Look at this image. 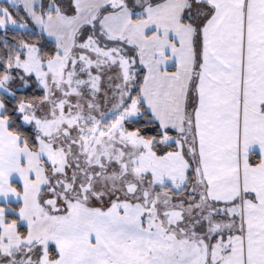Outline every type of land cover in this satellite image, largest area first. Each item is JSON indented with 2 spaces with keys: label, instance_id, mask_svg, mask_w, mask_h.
<instances>
[{
  "label": "snow or ice",
  "instance_id": "6c2138e0",
  "mask_svg": "<svg viewBox=\"0 0 264 264\" xmlns=\"http://www.w3.org/2000/svg\"><path fill=\"white\" fill-rule=\"evenodd\" d=\"M0 264H264V0H0Z\"/></svg>",
  "mask_w": 264,
  "mask_h": 264
},
{
  "label": "trees",
  "instance_id": "16d2710c",
  "mask_svg": "<svg viewBox=\"0 0 264 264\" xmlns=\"http://www.w3.org/2000/svg\"><path fill=\"white\" fill-rule=\"evenodd\" d=\"M33 89H34V86H33ZM33 89H29V90H27L24 94L31 95L32 92H33Z\"/></svg>",
  "mask_w": 264,
  "mask_h": 264
}]
</instances>
